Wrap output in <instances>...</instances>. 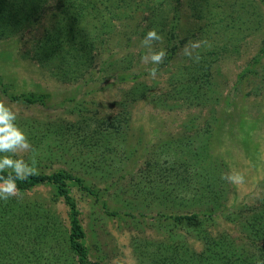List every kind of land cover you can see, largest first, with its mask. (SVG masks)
<instances>
[{"label":"rangeland","instance_id":"obj_1","mask_svg":"<svg viewBox=\"0 0 264 264\" xmlns=\"http://www.w3.org/2000/svg\"><path fill=\"white\" fill-rule=\"evenodd\" d=\"M149 30L166 51L155 78ZM0 102L43 169L108 204L69 183L92 263H264L249 226L264 215V0H0ZM233 170L243 185L221 179ZM68 215L50 185L0 200L8 263L26 260L32 217L53 241L40 255L73 264Z\"/></svg>","mask_w":264,"mask_h":264},{"label":"trees","instance_id":"obj_2","mask_svg":"<svg viewBox=\"0 0 264 264\" xmlns=\"http://www.w3.org/2000/svg\"><path fill=\"white\" fill-rule=\"evenodd\" d=\"M16 158V157H15ZM32 159L36 161V167L38 169V174L32 177H29L26 181H17V187L20 192L29 191L35 187L39 186H52L57 195L60 196L64 202V204L69 209L68 215V226L65 229V234L61 237L63 240V250L68 253L69 258L73 264H96L92 263L89 260V255L86 247V232L81 223L80 212L77 207L76 200L73 198L71 189L69 186L70 182H73L75 186H77L83 193H87L89 196L88 200L92 202L93 206H100L101 210L108 209V204L105 202H101L97 198V191L94 190L96 188L94 185H87L84 180L75 181L72 177V170H59L56 171L54 169H43L41 167V154L37 151H32L30 153V157L28 156L24 159L26 162L31 163ZM0 175H7V173H0ZM104 211V210H103ZM206 218H210L209 216H205ZM192 219V216L184 217V220ZM31 222L32 229L30 233H25L24 241L22 247L20 245L21 254L25 252V248L28 251V254L25 255L26 260L19 261L17 263L11 264H65L64 260L60 258H46L40 255L42 252L44 255L49 253L52 247V239L48 238L49 234H43L40 232L38 225H35V220L31 217L28 219ZM249 226L256 229V233L264 234V215L255 218L253 221L249 222ZM6 227V224L3 222V219L0 218V259L2 260L0 264H10L8 261L12 258H17L11 254L10 251L5 249L4 238L5 234L2 232ZM45 232V231H44ZM48 238V239H46ZM35 239V243H34ZM26 240V243H25ZM21 242V243H22ZM24 243L25 248H24ZM50 244V245H49ZM44 245V247H42ZM234 264H253L252 259H239L235 261ZM257 264V263H254ZM264 264V263H258Z\"/></svg>","mask_w":264,"mask_h":264},{"label":"clouds","instance_id":"obj_3","mask_svg":"<svg viewBox=\"0 0 264 264\" xmlns=\"http://www.w3.org/2000/svg\"><path fill=\"white\" fill-rule=\"evenodd\" d=\"M163 37L155 30H149L141 40V46L147 49L145 55L141 57L143 65H154L148 69L149 76L155 78L158 67L163 63L166 51L161 49L154 51L153 42H161ZM201 41H190L183 46L181 54L199 62L200 56L193 53L201 46ZM18 113L11 105L0 102V200L8 201L9 199L19 196L20 190L17 187V181H26L29 177L38 174L35 166L36 161L32 159L31 163L22 158H14L17 153H28L33 151L25 133L17 126L16 120ZM11 154V155H9ZM222 180L236 186L245 183V177L238 171H231L221 177Z\"/></svg>","mask_w":264,"mask_h":264}]
</instances>
